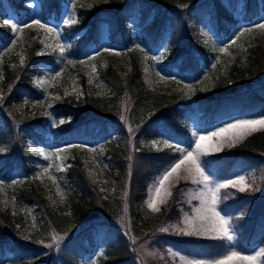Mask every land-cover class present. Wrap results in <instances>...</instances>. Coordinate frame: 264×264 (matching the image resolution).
Here are the masks:
<instances>
[{"label":"trees","instance_id":"obj_1","mask_svg":"<svg viewBox=\"0 0 264 264\" xmlns=\"http://www.w3.org/2000/svg\"><path fill=\"white\" fill-rule=\"evenodd\" d=\"M25 1L0 0V18H5L8 10L20 16L28 12ZM39 2L42 16L58 18L63 3L68 0ZM259 9L264 11V0H110L109 6L78 8L77 23L63 29L70 40V49L79 57L93 49L92 45L99 46L104 25L110 42L125 47L133 43L136 31L133 27L139 25L141 40L149 48L161 50L165 69L175 68L180 75L195 80L206 70L209 57L213 55L212 47L223 41L230 25L238 20L234 13L241 10L242 19L250 20ZM11 34L10 25L0 22V45ZM38 51V45H28L23 63L14 66L6 60L3 67L0 139L7 149L0 153V170L8 179L16 169L28 173L35 169L31 160L34 155L27 141L45 143L48 138V129L40 118L24 119L13 109L26 92L37 91L35 80L44 72L41 66L55 65L47 57L38 55ZM242 52L241 64L228 67L225 74L219 75L217 85L207 92L197 90L183 94L151 89L140 64L130 59V71L125 76L112 65L101 69V77L109 89L104 96L87 95L79 100L58 101L54 105L57 117L76 118L73 126L54 135L53 141L58 144L108 139L109 129L117 131L105 155L109 164L107 175L116 194L105 197L87 176L79 159L71 161L66 173L65 206L70 211L69 216L60 212L62 208L58 211L49 206L34 185L19 188L16 191L18 203L35 202L41 218L32 231L27 212L12 214L0 206V264H6L1 263L6 253L22 264H46L55 254L61 259L60 264H82L86 254L97 258L99 264H145L136 259H141L139 249L160 237L188 253L221 251L226 241H196L159 232L162 222L177 216L173 200L158 215L153 228L141 218L140 206L147 196L149 182L175 155L171 149L152 151L147 146L148 141L169 136L171 140L187 142L191 137L187 120L193 115L205 129L235 115H264V50L249 47ZM131 113L135 121H122L124 115ZM140 113H144L142 118ZM204 162L221 177L238 168L264 165V129L249 134L239 144L224 148L217 155L206 156ZM251 193L252 190L238 192L237 198H247ZM254 196L257 204L252 215L250 212L236 224L238 240L245 248L264 243V184ZM226 204L234 205V202ZM126 205L134 218L123 221L119 208ZM102 216L104 218L100 219ZM45 229L48 233L53 229L57 234L62 233L63 239L46 247L51 239L45 235ZM49 250L50 256L46 258L44 251Z\"/></svg>","mask_w":264,"mask_h":264},{"label":"rangeland","instance_id":"obj_2","mask_svg":"<svg viewBox=\"0 0 264 264\" xmlns=\"http://www.w3.org/2000/svg\"><path fill=\"white\" fill-rule=\"evenodd\" d=\"M73 4L75 7H73ZM109 4L110 0H68V2L63 3L62 11L58 18L53 15H51L50 18H45L42 17L40 13L39 0H26L25 6L27 7L26 9L28 12H23L20 16L14 11L9 10V14L6 18H2L3 20L0 18V22L10 19L21 26L24 23H30L33 19H40L43 23L52 26L59 31L61 36L60 43L65 45V53L61 56L59 48L55 46V37L50 34H46L42 29L35 27L31 29L25 28L23 32L19 33L15 46H12L9 43V41L14 38L13 33L5 43L0 45V96L2 88L1 82L3 79V67L7 63L6 60H8L10 65L16 66L17 64H21V59L23 58L24 60L25 48L28 45H38V53L47 57V60L55 63L53 67L46 65L41 66L44 72L43 75L35 80L37 91L26 92L22 100L13 106V109L17 111L20 117L24 119L38 117L48 129V138L45 143H34L30 140L27 141L29 151L34 155V158L31 160L34 163L35 169H33L30 173L21 168L16 169L13 176L9 179L6 178L4 173L0 170V185H3V187L0 188L1 208L3 210L10 211L12 214H16L19 211L27 212L32 231L36 226H38L39 218H41L39 207L35 202L27 204L18 203L16 191H18L19 188L34 185L49 206L54 207L58 211L62 208L60 212L63 213V215L69 216L70 211L65 206L68 196V180L66 173L68 168L72 165L71 161L74 159H79L81 161L82 166L87 172V176L105 197H113L116 194L115 188L113 187L114 185L110 182L107 175L109 164L105 155L111 148V143H109V141H114L117 131L109 129L108 132L110 134V138L108 139L100 138L98 140L94 139L87 142L67 141L58 145L57 141L52 140L53 135L60 133L64 128L69 126L71 127L76 123L75 116H56L54 112V105L58 101L66 99L79 100L87 95L104 96L109 92V89L104 79L101 77V69L107 67L108 65H112L121 75L125 76L130 71V59H135L140 64L144 73V78L151 89L167 93L183 94H190L197 90L207 92L217 85L219 75L223 73L225 74L228 67L237 63L241 64L244 58L242 52L243 50L248 49L249 47H258L259 49L264 50V30L257 28L258 24L264 23V12L258 13L251 21H245L241 19L242 14L240 10L234 13V16L237 17L238 20H235L234 23L230 25V33L225 35L226 37L223 38V41H219L213 46V55L209 57V64L206 67V70L201 74L200 78L195 80L180 75L175 68L171 71L165 69L162 64L161 50H153L141 40L140 32L138 31L140 27L139 25H135L133 27L136 29L134 33L135 38L133 43H131L128 47L112 44L108 38L106 25H104L103 33L100 35L99 46L92 45L93 49H91L86 55L83 54L79 57L74 56L75 53H73L70 49V40L63 29V27L66 26L63 21L68 19L70 15L74 16L77 20L78 8L93 9L96 6L105 7L109 6ZM131 21H133V19H131ZM246 29L250 31H245ZM82 32L83 30L78 32L77 37L80 36ZM240 33H243V35H240ZM237 36H239V39H236ZM234 39H236L235 44L232 43ZM221 48L226 49V51H220ZM105 49L118 51L121 55H114L111 51H105ZM146 56L147 59H145ZM69 60L74 61V63H68ZM80 61H85V63H80ZM93 68L95 71H93ZM57 72L62 74L57 79L52 80L51 78ZM157 73L167 77V79L160 80ZM139 116L142 118L144 113H140ZM258 118L261 117L252 118L241 116L228 118L217 123L210 130H207L199 124L198 118L193 115L187 120L192 133L191 139L187 143L182 144L178 142H171L168 136V138L166 136H162L164 138L160 136L148 141L147 146L152 151H162L170 147L172 144L179 145L180 147H188L195 139L193 136L194 132L197 135H205L217 130L220 127L226 126L230 122L241 119ZM61 121H63V123H61ZM122 121H126V123L129 121L131 123L135 121V119L131 113L124 115L122 117ZM253 132H250L249 134H252ZM249 134L244 136L243 139L239 140L236 144L243 141ZM218 139L219 138H213L212 143H216ZM154 141L155 143H153ZM77 145L82 147H75ZM89 148L95 149V151H89ZM224 148H230V146L225 143L222 150ZM6 149V143L0 139V153H4ZM173 151L177 152L175 147H173ZM41 152H43L44 155H40ZM218 153L208 152L207 155L201 158V161L205 165L207 171L211 173L213 182L223 183L229 179H236L239 176H244L246 178V183L250 185V188L246 191L252 190L253 193H251V195L247 198L238 200V192L240 193V191H238L237 188L229 187L227 189H221L220 191L219 208L223 210L222 214L226 215L231 220L235 236L234 241L231 244L226 242L225 248L215 254H197L188 253L169 239L160 237L158 241L152 240L151 243L146 244L139 249V256L141 259L136 257L138 262L142 261L145 264H186V261L193 259H215L229 250H237L243 254H256L261 249H264V245H256L249 248L241 247L238 240L239 232L236 226L237 222H241L240 218L250 212V215H252V209L255 204H257V198H255L254 195L255 193H258L264 184V165L262 163L259 165L249 166V168L246 169L239 168L234 172L221 177L204 162V158L206 156L217 155ZM45 156L50 157V159H45ZM178 158L179 153L177 152L174 160ZM49 164H51L52 167L50 168L48 175L41 174L42 169ZM167 167L168 165L165 168ZM90 173L92 174L91 176ZM38 174L41 175L37 178ZM49 175L55 177L57 181L56 184H53L48 178ZM159 175L151 180L147 186V196L140 206L141 218L147 222L148 227L153 228L157 223L158 215H160L161 212L170 205L171 200H173L174 205L177 206V216H173L162 222L159 232L166 235L173 234L175 236H185L178 234L176 229L185 227L183 223L184 218L186 216H191L193 214V208L198 206L197 201L191 200V194L194 193L199 186L192 185L190 181H172L170 186L172 196L167 198L164 203L158 202L157 206L159 211L153 212L147 207L146 201L149 199V192L154 189L155 181ZM57 187H59L60 194L57 193ZM226 202H234V205H227ZM119 215L120 219L123 221L134 218V215L131 214L127 205L119 208ZM103 218L104 216L100 217V219ZM161 228H167L168 231H161ZM44 232L48 239H51L53 235L62 236V233L57 234L54 229L49 233L45 229ZM45 235L42 236L41 239L44 240ZM125 235L128 237L129 233L126 231ZM186 237L196 241L213 239L211 238V234ZM51 242H49V244H54ZM97 248L98 247H96L95 250H97ZM44 252L45 257L49 258L51 250H49V252ZM181 257L184 259H181ZM1 263L22 264L17 259H14L10 253L5 254L3 262ZM60 263L61 259L58 258L57 254H55L53 255L52 260H48L46 264ZM82 264H99V261L91 254H87L83 257ZM234 264H238V262H234ZM258 264H264L263 256L260 257Z\"/></svg>","mask_w":264,"mask_h":264},{"label":"snow or ice","instance_id":"obj_3","mask_svg":"<svg viewBox=\"0 0 264 264\" xmlns=\"http://www.w3.org/2000/svg\"><path fill=\"white\" fill-rule=\"evenodd\" d=\"M73 7H75L74 4ZM4 23L9 24L11 27L14 38L11 39L9 43L12 46H15L18 34L23 32L25 28L31 29L35 27L42 29L46 34L54 36L56 39L55 46L59 48L60 55H64L65 45L60 43L61 36L59 31L56 28L43 23L40 19H33L30 23H24L22 26L10 19L5 20ZM63 23L66 26H70L77 23V20L74 16L70 15L68 19L63 21ZM257 28L264 30V23L258 24ZM245 31L250 30L246 29ZM240 35H243V33H240ZM236 39H239V36H237ZM236 39L232 41L233 44L236 43ZM105 51H111L114 55H121L120 52L111 49H105ZM220 51L223 52L226 51V49L221 48ZM39 54L40 53H38V55ZM145 59H147V56ZM21 63H23V58L21 59ZM68 63H74V61L69 60ZM80 63H85V61H80ZM93 71H95L94 68ZM61 74L62 73L57 72L51 79L55 80ZM157 75L160 80L167 79V77L161 75L160 73H157ZM2 99L3 97L0 96V100ZM61 123H63V121H61ZM262 128H264V117L258 119H241L230 122L226 126L220 127L209 134L197 135L194 132L193 136L195 139L188 147L175 145L174 147L179 153V158L172 161L158 176L155 181L154 189L149 192V199L146 201L147 207L153 212H158V202L164 203L167 198L172 196V192L170 191L172 181H190L192 185L199 186L197 190L191 194V200L197 201L198 206L193 208V214L191 216H186L184 218L183 223L185 227L177 228V233L185 236H202L211 234V238L226 241L228 244H231L235 239L234 231L231 220L226 215L222 214L223 210L219 208V194L221 189H227L229 187L237 188L238 191L244 192L250 188V185L246 183V178L244 176H239L236 179H229L223 183H214L211 178V173L207 171L205 165L201 161V158L207 155L208 152L218 153L222 151L225 143H227L230 147H233L239 140L243 139V137L250 132ZM131 131L132 129L129 128V132ZM213 138L219 139L216 143H212ZM153 143H155V141ZM75 147L82 146L77 145ZM88 150L95 151V149L92 148H89ZM40 155H44V153L41 152ZM45 159H50V157L45 156ZM51 167V164L44 167L41 174L48 175ZM41 174H38L37 178ZM91 175L92 174L90 173V176ZM48 178L53 184L57 183L55 177L49 175ZM2 187L3 185H0V188ZM57 193L60 194L59 187H57ZM161 231L166 232L168 229L161 228ZM62 239L63 237L59 235H53L51 237L52 242L56 244H58ZM133 243H135V241H133ZM51 246L52 244L46 245V247ZM261 256H264V249H261L256 254H243L237 250H229L215 259H193L186 261V264H234V262H238V264H258ZM181 259L184 258L181 257Z\"/></svg>","mask_w":264,"mask_h":264}]
</instances>
